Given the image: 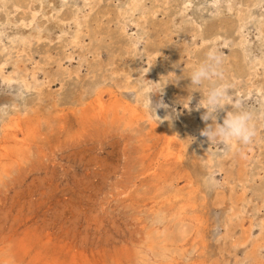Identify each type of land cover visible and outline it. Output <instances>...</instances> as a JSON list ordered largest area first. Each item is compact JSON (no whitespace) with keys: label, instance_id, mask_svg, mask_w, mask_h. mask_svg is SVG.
I'll return each mask as SVG.
<instances>
[{"label":"rangeland","instance_id":"rangeland-1","mask_svg":"<svg viewBox=\"0 0 264 264\" xmlns=\"http://www.w3.org/2000/svg\"><path fill=\"white\" fill-rule=\"evenodd\" d=\"M53 1L0 0V264H264V0ZM212 47L230 86L217 122L257 115L220 172L230 149L201 135L183 71ZM144 80L177 136L133 102Z\"/></svg>","mask_w":264,"mask_h":264},{"label":"clouds","instance_id":"clouds-1","mask_svg":"<svg viewBox=\"0 0 264 264\" xmlns=\"http://www.w3.org/2000/svg\"><path fill=\"white\" fill-rule=\"evenodd\" d=\"M224 55L225 53L218 48H209L205 52L203 60L195 65L187 74H185V69L183 70L184 76L191 81L189 87L190 93L198 91L202 94V99L197 105V109L200 107L206 109L202 119L204 121H212V124H208L201 131V135L207 137L210 144L214 141L221 143L236 141L246 145L252 142L256 135L253 125V121L257 118L255 113L244 108L242 105H236L234 108L232 107V111L227 113L222 124L217 122L216 113L225 106L221 104V101L229 94L230 87L223 82L221 72ZM168 79H175L174 74H170L165 79V82ZM147 82L144 80V82L137 85L135 92L131 93L132 100L145 110L149 116L160 121L161 118L157 115V110L161 108L167 109L169 106L163 100L154 104L152 94L162 92L163 85L156 87L157 83L151 82V85H149ZM149 87L151 90L145 91ZM191 100V94L184 99L188 105L191 103ZM171 118V115L163 117V119L167 120ZM205 179L210 183H216L215 176L212 174H209Z\"/></svg>","mask_w":264,"mask_h":264},{"label":"bare ground","instance_id":"bare-ground-1","mask_svg":"<svg viewBox=\"0 0 264 264\" xmlns=\"http://www.w3.org/2000/svg\"><path fill=\"white\" fill-rule=\"evenodd\" d=\"M237 1V0H236ZM261 1V0H260ZM54 3V1L53 0H49V4H53ZM135 3V2H134ZM258 5H262L261 4V2H259V3H257ZM57 8V7H56ZM229 11H231V9L229 8ZM46 15V14H45ZM51 15V14H50ZM49 15V16H50ZM35 16H36V14H33V18H35ZM48 16V17H49ZM251 15H248V16H246L245 18H242L241 20H242V28H244V26H245V22H246V20L250 17ZM51 19V18H50ZM35 20V19H34ZM33 21V20H32ZM32 21H30V23L28 24L29 25V27H31V26H33V22ZM52 25L53 24H55V25H58L59 26V21L57 20H52V21H49ZM9 25V24H8ZM18 26V25H17ZM21 26H26V25H24V23H21ZM48 27H49V25H48ZM261 27V26H260ZM7 28V27H6ZM22 29V28H21ZM47 30V29H46ZM18 31V30H17ZM30 30H28V33L26 34V36L27 37H29V34H30V32H29ZM33 32V31H32ZM24 33V32H23ZM36 33H34V35L33 34H30V37L29 38H31V39H33V38H36ZM47 35H48V32H43V34H42V37H47ZM262 35V34H261ZM260 35V36H261ZM259 36V37H260ZM37 37H38V35H37ZM42 37H40V38H42ZM39 39V38H38ZM259 42H261V41H259ZM246 45V40L245 39H242V42H241V45L245 48V45ZM264 44H261L260 43V49L262 50L263 48H261L262 46H263ZM250 47V46H249ZM257 48V47H256ZM245 50H247V48H245ZM149 57V56H148ZM261 57V56H260ZM258 61H257V63H255L254 65H255V67L254 68H256L257 66H260V67H262V68H264V59L261 57V59H257ZM251 62V61H250ZM252 63V62H251ZM253 64V63H252ZM150 70V69H149ZM166 71V75H165V78H167V77H169V75L171 74V71L170 70H165ZM166 82H167V80H166ZM12 84V83H11ZM149 84V83H148ZM151 85V84H150ZM253 87H254V85H252ZM132 87H135L134 85L132 86ZM131 87V88H132ZM130 88V86H127V88L126 89H129ZM254 90H256L257 92V94H258V97L256 98V101H258V103L261 105V106H263L264 105V89H261V88H259V86H255V88H254ZM145 91H150V87L149 88H146L145 89ZM100 95V94H99ZM154 95V94H153ZM178 102V101H177ZM177 102H172V103H170V104H175V103H177ZM130 108V107H129ZM107 109V108H106ZM116 109V108H115ZM123 109V108H122ZM137 109L135 108V107H132L131 108V113H135V111H136ZM143 113L144 114H146V116H147V119H148V121L149 122H151L152 124L151 125H153V126H155V125H157V120L156 119H154L153 118V120H152V117L151 116H149L144 110H143ZM157 115L161 118V120H160V122L158 121V123H159V125H161L163 128H164V130L165 131H167V133L169 134V136L170 137H175V136H177L178 134H180V130H179V128L181 129V126L179 127V125L176 123V122H174L173 120H172V118L170 119V120H167V119H163V117H165L166 115H171V112H170V109L169 108H167V109H163V108H161V109H158L157 110ZM8 119V118H7ZM12 120H14V119H12ZM12 120L11 119H9L8 121H5V122H3V124H2V129L4 128H6V127H8V124L9 123H11L12 122ZM15 121V120H14ZM194 128V127H193ZM260 140H261V138H259ZM224 143H226L225 144V147L226 148H228L229 147V149H230V151H229V153H227L226 154V156L225 155H222V157H220L219 158V160H217V161H215L216 162V164L218 165L217 167L219 168L217 171H219L220 172V170H222V168H224L225 167V165L227 164V159L228 158H230L231 156H233L231 153H232V150H234V148H235V146H236V141H230V142H224ZM207 157V162L208 163H213V165H214V160L215 159H213V157H209V156H206ZM229 160V159H228ZM236 168V167H235ZM228 172V174H230L231 173V175H232V171L230 170V171H227ZM236 172V175H239V173H241V171L239 170V171H234V173ZM233 173V174H234ZM231 177H233V176H231ZM241 177H239V179H240ZM216 180V179H215ZM245 182V181H244ZM216 183H217V180H216ZM262 194V193H261ZM222 198V197H221ZM224 198V197H223ZM241 202V201H240ZM232 211V210H231ZM236 214H237V212H236ZM234 216V215H233ZM264 225V224H263ZM245 232V231H244ZM260 234V233H259ZM243 235V234H242ZM245 236V235H244ZM258 236V235H257ZM260 236V235H259ZM250 239V238H249ZM253 240V239H252ZM255 241H256V239H255ZM236 247V246H235ZM234 248V247H233ZM225 249V248H224ZM250 249V248H249ZM254 249V248H253ZM252 250V249H251ZM255 253V252H254ZM256 264H261L260 262H257Z\"/></svg>","mask_w":264,"mask_h":264}]
</instances>
